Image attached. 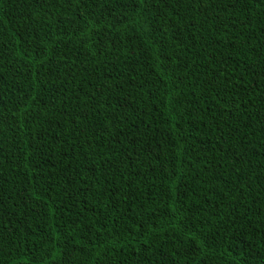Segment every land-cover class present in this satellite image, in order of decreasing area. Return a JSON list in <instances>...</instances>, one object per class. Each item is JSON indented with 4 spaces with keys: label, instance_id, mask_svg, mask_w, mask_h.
I'll return each instance as SVG.
<instances>
[{
    "label": "trees",
    "instance_id": "1",
    "mask_svg": "<svg viewBox=\"0 0 264 264\" xmlns=\"http://www.w3.org/2000/svg\"><path fill=\"white\" fill-rule=\"evenodd\" d=\"M0 264H264V0H0Z\"/></svg>",
    "mask_w": 264,
    "mask_h": 264
}]
</instances>
